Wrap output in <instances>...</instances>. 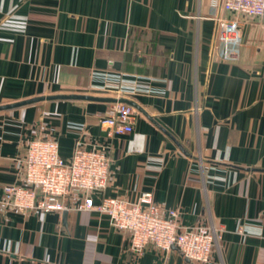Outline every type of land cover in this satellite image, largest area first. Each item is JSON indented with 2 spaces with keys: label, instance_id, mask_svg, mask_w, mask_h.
Wrapping results in <instances>:
<instances>
[{
  "label": "crops",
  "instance_id": "0c3cea01",
  "mask_svg": "<svg viewBox=\"0 0 264 264\" xmlns=\"http://www.w3.org/2000/svg\"><path fill=\"white\" fill-rule=\"evenodd\" d=\"M212 16L211 0H0V201L26 142L51 134L63 159L76 141L107 154L96 202L151 192L218 231L207 264H264V19L238 18L229 59ZM122 100L133 130L108 138L98 118ZM64 212L0 204V264H193Z\"/></svg>",
  "mask_w": 264,
  "mask_h": 264
},
{
  "label": "built area",
  "instance_id": "2783aa9c",
  "mask_svg": "<svg viewBox=\"0 0 264 264\" xmlns=\"http://www.w3.org/2000/svg\"><path fill=\"white\" fill-rule=\"evenodd\" d=\"M215 39L231 45L229 59L238 56L242 40L238 18L264 19V0H211ZM216 10L218 14L216 15ZM235 16L234 19L226 17ZM133 109L118 103L98 118L106 137L131 133ZM82 131L83 126L69 125ZM16 184L3 188L0 204L17 212L93 211L104 215L111 228L128 235L130 251L141 256L148 246L160 252L174 248L193 264H207L220 236L209 224L184 226L176 210L167 209L143 192L134 202L118 198H99L96 194L108 185L112 174L107 154L96 146L76 141L71 157L59 154L56 139L50 134L29 140L25 153L13 160Z\"/></svg>",
  "mask_w": 264,
  "mask_h": 264
},
{
  "label": "water",
  "instance_id": "95a60500",
  "mask_svg": "<svg viewBox=\"0 0 264 264\" xmlns=\"http://www.w3.org/2000/svg\"><path fill=\"white\" fill-rule=\"evenodd\" d=\"M121 103H123V104H127V105H130V103L128 102V101H124V100H122V102ZM24 104V103H23ZM22 105V104H21ZM66 215H67V212H63L62 213V218H63V220L66 218Z\"/></svg>",
  "mask_w": 264,
  "mask_h": 264
}]
</instances>
